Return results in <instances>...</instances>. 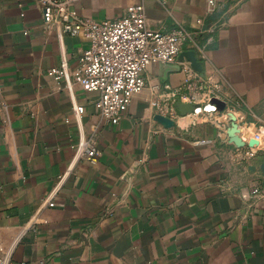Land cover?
Listing matches in <instances>:
<instances>
[{"label":"crops","instance_id":"1","mask_svg":"<svg viewBox=\"0 0 264 264\" xmlns=\"http://www.w3.org/2000/svg\"><path fill=\"white\" fill-rule=\"evenodd\" d=\"M207 1H73L95 22L141 3L150 32L185 29L182 53L195 54L202 72L192 71L228 116L178 114L171 95L189 65L178 59L147 68L144 90L112 126L96 94L47 77L75 69L87 41L45 27L35 0H0V255L9 264H264V203L241 199L264 185V151L234 161L227 137L232 114L241 151L264 142V0H213L212 12ZM79 139L93 140V163L75 156ZM202 139L213 144L194 145Z\"/></svg>","mask_w":264,"mask_h":264},{"label":"built area","instance_id":"2","mask_svg":"<svg viewBox=\"0 0 264 264\" xmlns=\"http://www.w3.org/2000/svg\"><path fill=\"white\" fill-rule=\"evenodd\" d=\"M74 0H35L41 12L43 25L49 27L58 25L61 33L69 36H81L88 47L79 56L75 69L68 70L65 66L47 71V77L58 82L62 81L68 92L73 83L78 84L85 92L94 93L97 99L94 103L100 118L116 126L122 120L133 98L145 88L144 74L148 67L156 64L171 65L177 62L182 53V46L191 35L183 28L169 32H150L146 27L143 5L135 4L126 8L124 14L115 21L95 22L79 17L72 9ZM164 3L165 0H159ZM215 1L208 0V12L214 9ZM186 76L184 90L171 95V99L184 104L197 106L191 115L203 116L219 114L220 118L228 120L226 113L218 110L212 104L213 92L207 84L199 79L188 64L182 68ZM212 105H211V104ZM159 111L161 108L152 103ZM72 111L78 118L83 108L72 105ZM260 133L264 134V128ZM208 139L197 140L196 146H211ZM259 148H248L245 151L237 149L233 160L247 161L255 156ZM85 156L91 163L95 161L97 151L92 139H79L75 156ZM72 169L68 167L66 174ZM65 175L59 179V183ZM244 201L264 203V185L251 188L241 195ZM52 208L54 204L48 202ZM0 264H9V255H0Z\"/></svg>","mask_w":264,"mask_h":264},{"label":"water","instance_id":"3","mask_svg":"<svg viewBox=\"0 0 264 264\" xmlns=\"http://www.w3.org/2000/svg\"><path fill=\"white\" fill-rule=\"evenodd\" d=\"M178 59H180V60L185 59L189 63L190 68L194 72L199 73V74L202 72L201 63L196 60L195 54L193 52L181 53L179 55ZM212 104L215 105V107L218 110L224 111L225 105L223 103H219L218 101L213 100ZM195 108H197V106L184 104V103H181V102H178L176 104L177 112H178V114L181 117H184L186 115H191ZM155 119H156V121H158L159 123L163 124L166 127L167 126L170 127L172 125L171 121H169L168 119H165L163 117L156 116ZM229 119H230V122H231V126L227 130V137L229 138L230 143L234 147H236L237 149H242L245 146V143L238 136L239 130H238L237 124L235 123V121H236L235 117L232 114H229ZM247 145L249 147H252L254 144L252 142H249ZM262 150L264 151V142H263V145H262Z\"/></svg>","mask_w":264,"mask_h":264},{"label":"bare ground","instance_id":"4","mask_svg":"<svg viewBox=\"0 0 264 264\" xmlns=\"http://www.w3.org/2000/svg\"><path fill=\"white\" fill-rule=\"evenodd\" d=\"M248 140V139H247ZM248 142H250V141H248ZM257 144H260L261 142L259 141V139H257L256 141H255ZM263 145V144H262ZM260 147H262V146H260ZM256 148V147H255Z\"/></svg>","mask_w":264,"mask_h":264}]
</instances>
